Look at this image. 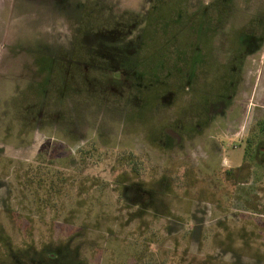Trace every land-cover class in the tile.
Returning <instances> with one entry per match:
<instances>
[{"label":"rangeland","instance_id":"1","mask_svg":"<svg viewBox=\"0 0 264 264\" xmlns=\"http://www.w3.org/2000/svg\"><path fill=\"white\" fill-rule=\"evenodd\" d=\"M162 16L170 21L169 28L167 23H160ZM146 19L153 22L152 35L158 31L160 40L150 37L149 47L141 51ZM235 30H249L252 34L264 31V0H2L0 72L5 66L4 73L9 78L14 79L11 75L18 73L26 78L24 82L30 79L38 96L43 95L38 100L41 114L53 111L55 123L53 128L43 123L29 136L24 124L28 118L19 126L16 121L20 119L3 118L4 112L16 104L21 107L22 101L11 98L10 83H0L4 101L0 103V264H264V229L260 223L264 222V214L240 209L242 189L254 188L264 213V136L258 126L264 120V42L255 49L246 41L250 51L246 53V67L239 72V96L213 103V126L220 134L209 138L210 145L208 138L197 141L194 149L186 151L190 156L172 151L174 140L166 139L165 149L160 150L162 145L155 140L160 135L156 133L144 135L136 127L123 133L124 100L118 98L116 103L119 121L112 118V109L108 117L103 115L111 122L102 123L100 132L99 123L94 122L100 111L97 105H89L93 103L90 96L98 101L102 93H117L129 99L177 94L173 78L169 82L172 85L160 79V61L164 60L171 72L173 66L188 60L192 67L201 65L203 56L197 48L210 45L208 38L200 40L208 34L215 42L212 58L226 68L233 54L222 43L225 34L221 32ZM178 47L186 51L180 58ZM192 47L194 52L190 51ZM24 82L21 80L22 87ZM204 86L203 80L199 90ZM226 91L216 85V93ZM207 92L213 96V91ZM65 99L68 102L64 104ZM110 104L112 101L106 106ZM157 107L160 119V103ZM171 109V103L165 102L162 115L169 116ZM46 129L49 133L42 134ZM48 135L61 139L47 145L51 141ZM62 136L69 145L61 143L65 140ZM147 136L155 144L146 140ZM90 137H97L105 146L118 147H124L127 141H148L155 162L149 165V173H159L160 166L155 164H159L160 156L174 160L163 166L165 182L148 183L152 204L157 205L154 209L142 213L118 201V191L110 187L114 185L110 175L117 178L125 172V166L117 163L111 174L113 161L96 164L104 149L82 146ZM249 139L260 142V160L243 165ZM84 151L91 159L85 166L89 180L79 181L76 169ZM45 152L46 157L42 156ZM118 152L122 156L125 151ZM45 160L63 167L76 180L64 187L58 200L53 198L55 204L48 209H35L34 204V209H26L28 202L21 203L16 180L18 167L31 165L34 170L38 162ZM187 160L197 165L190 177L198 181L207 175L212 182L217 181L216 166L236 171L241 166L239 179L247 178L250 183L238 186V200L227 212L212 209L208 203L189 198L194 190L177 192L176 179L187 173L183 166ZM249 171L254 177L248 175ZM81 182H86L84 192L79 188ZM214 185L218 198L237 192L234 187L229 192V184L223 188L219 182ZM126 188L124 199L128 204L133 203V193L141 196L136 189ZM162 192L166 195L161 201ZM255 223H259L256 230Z\"/></svg>","mask_w":264,"mask_h":264},{"label":"flooded vegetation","instance_id":"2","mask_svg":"<svg viewBox=\"0 0 264 264\" xmlns=\"http://www.w3.org/2000/svg\"><path fill=\"white\" fill-rule=\"evenodd\" d=\"M1 2L2 0H0V4ZM160 20H163L160 23H164V24L167 23V28H169L170 21H166L163 18V16L161 17ZM197 28L198 29L202 28V26L200 25L199 27V25H197ZM152 30H153V22H149L146 19L144 32L141 39V44L139 46L141 51H145L144 49L146 48V46L149 47L148 39L152 38V40H154L155 37L157 38L158 41L160 40V33H158L157 31V35L154 36L152 35L153 33ZM235 31L236 32L231 31L229 33H224V31L221 32V35L225 34L222 43L225 46L227 45V47H229L232 50L229 51L233 54L226 68L222 66L223 63H218L216 59L212 58L211 54L215 53V47L213 45L215 44V42L213 40V37L211 35L208 36V34L207 37L205 38L201 36L200 40L202 41L208 38L210 40V45L205 44L202 47L203 45L202 44L200 48L199 47L197 48V51L200 53L201 56H203V62L201 63V65H193L194 67H192V64H189L190 60H188L186 64H178V66L176 67L173 66L171 72L169 68L165 67L166 62L164 60L160 61V69H162V71L160 72V79H165L166 82L169 83L173 78L176 82V85L174 83L173 85L178 86L177 90L179 92L177 94L173 95L172 93L171 94L165 93L166 95L156 94V96H152L149 98L143 96L141 98L129 99L118 96L117 93L115 95H113L112 93L111 95H109L108 93L105 94L102 93L100 94V99L98 101L92 99V97L90 96L93 103L89 105L90 106L97 105L98 109L96 108V110L97 112L100 111L101 117L97 116L94 120V122L97 121L99 123L97 124V127L99 126L98 127L99 132L102 131L101 129L102 123H105L106 125V123L111 122L108 120H104L103 115L107 114L108 117V113L111 112L112 114L113 111L114 113L112 118L115 120L116 123L117 121H119L120 116L118 117V113H117L118 111L116 110V106H117L116 103L119 98L125 101V107H124L125 112L122 118V120H124L125 118V122L123 123L125 132L123 133L126 134L127 129H130L131 131L132 128L135 127H136V131L142 132V134L144 135L150 133H156L160 135V139H158V137L155 138V140L159 143V145H162L160 146L161 147L160 150L165 149L164 144L166 139L168 141L174 140L173 147H175V150L172 149V151H177V154L180 156H183V153L186 154L187 156H190L189 152L186 151L187 150L191 151L192 149H194V146L195 144H197V141L206 140L208 138L207 141L209 142L210 145V142L212 140L211 138L216 134H220L219 129L217 127L214 128L213 126V118H214L213 103L222 100H230L239 96L238 86L240 84V73L246 67V63H247L246 53L250 51V49L245 43L246 41L251 43L254 46L252 47L256 49V48H261L262 47L261 43L264 42V31L258 34L257 33L252 34L249 30L248 31L235 30ZM174 47L176 46L174 45ZM177 49L180 58L181 57L180 54H182V51L183 52L186 51L180 47H178ZM194 49L195 48L192 47L191 50L190 49L188 50L194 52ZM223 49L224 48L220 47L221 52H223ZM4 67L5 66H3L2 69L3 71L0 72V83L8 82L13 86L11 92L12 94L11 98L20 99L22 101V106L19 107L16 104L15 106H13L11 110H7L6 112H4V114L2 115L3 118L6 119L12 117L14 119H20V121L19 120L16 121L18 126L21 125L20 124L21 120H26L28 118V123L27 124L24 123V124L25 126L27 125L28 127L29 136L31 132L33 133L36 132L37 130L36 128H38L39 130L40 126L44 125L43 123L46 124L45 126H52L53 128L55 123L53 117L54 116L53 111L51 112L47 111L45 115L41 114L42 113L40 111L41 108L39 107L40 102L38 103V100H42L43 95L38 96V94L35 92L36 90L35 85H32L30 79L27 81L25 80L24 82V79L26 78L22 79V77H20L19 76L20 74L18 73L15 75L14 74L11 75L12 78L14 79L9 78L8 75L4 73L5 72ZM12 80L13 82L16 83L14 84ZM21 80H23L25 87H22ZM181 80H183V82H179ZM203 80L205 82L204 90L202 88H200L199 90L198 85L199 83L201 84ZM241 81L243 82L242 77H241ZM168 85H172V84L169 83ZM216 85H219L220 87H224L225 90L227 91L225 93H219V94L216 93ZM168 89L172 90L171 87H169ZM207 91H210V93H212L213 91V96L210 97ZM112 95L114 96V100L111 99ZM111 101L112 104H110V106H106V104ZM65 102H68V100L65 99L64 104ZM80 102L83 103V101L81 100ZM165 102L171 103L172 111L168 114L169 116H163L161 113L162 105ZM0 103L4 104V101H2L1 94H0ZM158 103H160V119L158 116H156V114L158 113L156 111L158 109L157 107ZM37 106L39 107V109L37 108ZM53 107L54 106L52 105V108ZM88 109L92 110V107L90 108L88 107ZM106 110H108L107 113ZM128 110L130 111V115L127 114ZM10 112H12V114H10ZM39 118L41 119L39 120ZM22 132L24 135H28L26 134V132H24V130L22 131L20 130V133ZM62 137L65 138V136ZM47 138L51 140L50 142H48L49 145H53L54 140L61 139L58 138L57 136H53V137L49 136ZM19 139L20 140L22 139V141L24 140L23 137H20ZM148 139H150V142L155 144L151 137L147 136L146 140ZM147 142L142 140L139 143H136L135 141H127L124 147L110 146V145L105 146L102 143L98 142L97 137H90L89 139L85 140L82 145L84 146V144H90L96 147L97 149L100 150L101 148L104 149L103 151L104 153L102 155L100 154V157L97 160H95V163L100 164L101 162L113 161L111 174L115 173L117 163L119 165L125 166V172L119 174L117 178H115L114 175H110V178H112L111 181L114 184V185H110V187L113 186V189L116 192L118 191V197H117L118 201L124 204V206L127 209H139V212L142 213L149 212V209H154L157 206L152 204L153 203L152 195H150V192L152 191L150 189L152 188L148 186V183L153 180L154 181L156 180L157 182H165V177L163 175V166L170 165L174 162V160H172L171 158L160 156V162H158L159 160L157 161L159 164L157 163L155 164L157 167L160 166V170H158L159 173L157 171L153 173L155 170H153L152 173H149L148 171L149 165L150 164L154 165L155 162L152 160L153 158L151 157L153 156H151L149 152V150H152L153 147L148 146ZM61 143L69 145V142L66 139L64 141H61ZM84 149L85 148H82V150ZM123 149L125 152L121 156L120 152L118 151ZM210 155L212 157L213 153H211ZM80 160L81 163L78 166L79 178L82 180H89V177L87 178L86 177L87 175L85 174V171L87 170V168L85 169V166L88 164L87 162L90 161L91 159L87 158V154L84 151L82 153V157ZM183 164H184L183 166L187 167V173L185 175H178V179H176V183H175L177 192H179V190L181 192L182 190L185 191V188L194 190V194H192V196H190L189 198L197 202H206L205 198H197V190L195 189V186H193L196 178L194 179L190 177L192 170L197 168V165L195 164L192 165V163L188 160L183 162ZM216 168L219 167L216 166ZM97 178L103 179L102 177H97ZM93 186L95 187L96 184H93ZM127 186L132 187V189H136L141 195L137 197L134 196L135 193L132 192L133 203L131 204L125 202L124 199L125 196L124 193L128 189L126 188ZM164 194L166 195L165 192H162V194H160L161 201L162 198L164 199L165 197ZM203 194H204L203 192H200L201 196H205ZM176 195H179V193Z\"/></svg>","mask_w":264,"mask_h":264},{"label":"trees","instance_id":"3","mask_svg":"<svg viewBox=\"0 0 264 264\" xmlns=\"http://www.w3.org/2000/svg\"><path fill=\"white\" fill-rule=\"evenodd\" d=\"M259 128L261 132H263L264 136V120L259 123ZM261 134V133H260ZM261 140V139H260ZM260 142L255 143L254 140L249 139L247 141V145L244 149L243 152V157H244V164L248 165H253L255 161H259V154L261 153L260 149ZM47 145H49L47 143ZM47 149L48 146H45ZM47 152L44 153L46 157ZM37 161V160H36ZM35 161V162H36ZM46 162H38L35 169L33 170V167L29 165V167H26L25 165H22L21 167H18V173L16 175V180L18 182L19 188L21 190L20 195V200L21 203L24 204L25 202H28V206L26 209H34L32 208V205L34 204L37 208L35 209H48L51 205L53 206L54 200L53 198H56L57 200L60 198L62 195V191L64 187L67 186V184L74 179L72 176L70 177L67 175L64 171V168H60L59 166H55L51 161ZM78 170V168L76 169ZM241 170V169H240ZM216 172L219 173H214L216 175V180L212 182L211 176L210 181L209 179H203L202 181H198L195 179L196 183L193 184V186L196 187L197 190V198H205V200L210 201L214 204V208L218 209L223 212H227L231 207H234V202L235 200H238V193L237 191L239 185H245L249 184L250 182L248 179L242 177L239 179L238 177V171H236L235 168H230V169H219L215 168ZM251 177H254V174H251V171H249ZM241 177V175H240ZM208 178V177H207ZM244 179V180H243ZM76 180V179H74ZM77 180L79 181H86L82 180L79 178V174L77 177ZM243 180V181H242ZM194 181V180H193ZM219 182L220 186L225 187L228 185L229 187V192L232 191L230 190V187H234V189L237 192H232L230 193L227 198V196L223 195L221 198H218L215 191V185L214 183L217 184ZM86 182H81V185L79 188H81L82 192H84L86 189L84 188ZM196 184V185H195ZM211 184V188L208 189L206 188V185ZM93 186V184H90ZM241 190V189H240ZM241 195H240V202L242 204V208L247 211V213L250 214H264L261 212L262 206L260 205L261 201L255 198L256 196V191L253 188L252 191L250 189H242ZM200 192H203L205 196H201ZM226 202H225V201ZM231 204V206H229ZM53 209H55L53 207ZM228 214V213H226ZM263 225L264 229V222H260ZM259 224V223H257ZM256 223L253 224L255 227L253 229L256 230V226H258ZM252 225V224H251ZM260 232V231H259Z\"/></svg>","mask_w":264,"mask_h":264},{"label":"crops","instance_id":"4","mask_svg":"<svg viewBox=\"0 0 264 264\" xmlns=\"http://www.w3.org/2000/svg\"><path fill=\"white\" fill-rule=\"evenodd\" d=\"M42 128V127H41ZM46 128V127H45ZM42 134H46L47 135V133H49L48 132V130L46 129V130H43L42 132H41ZM49 136H51V135H48V137ZM51 137H53V136H51ZM47 138V137H46ZM64 139H66V138H64ZM71 143H75V141H70ZM244 158V157H243ZM243 165H244V159H243ZM219 169H222V168H219ZM228 169V168H227ZM236 169V168H235ZM241 169V166L239 167V168H237V171L238 170H240ZM222 170H224V169H222ZM207 177H210V175H207ZM207 179V178H206ZM195 183H196V181H195ZM196 185V184H195ZM211 184H208V185H206V188H208V189H210L211 187ZM195 189H196V187H195ZM205 203H208V204H210V206L212 207V209H213V207H214V204L212 203V202H210V201H207L206 200V202ZM240 209H243V208H240Z\"/></svg>","mask_w":264,"mask_h":264}]
</instances>
